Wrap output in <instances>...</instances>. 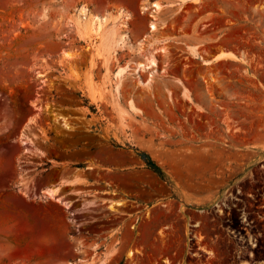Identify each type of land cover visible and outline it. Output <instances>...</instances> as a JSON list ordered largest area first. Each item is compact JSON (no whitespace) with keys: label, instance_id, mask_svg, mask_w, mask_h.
Listing matches in <instances>:
<instances>
[{"label":"rangeland","instance_id":"374dc122","mask_svg":"<svg viewBox=\"0 0 264 264\" xmlns=\"http://www.w3.org/2000/svg\"><path fill=\"white\" fill-rule=\"evenodd\" d=\"M111 1L0 0V264H264V0Z\"/></svg>","mask_w":264,"mask_h":264},{"label":"crops","instance_id":"0c3cea01","mask_svg":"<svg viewBox=\"0 0 264 264\" xmlns=\"http://www.w3.org/2000/svg\"><path fill=\"white\" fill-rule=\"evenodd\" d=\"M112 4L114 5V12H115V16L119 17L120 19L126 18L128 15H132L135 16L137 15V8H133L131 5H129L127 2H125L124 0H112L111 1ZM135 2L137 3L138 1L135 0ZM137 4H135L136 6ZM140 16V15H139ZM20 198V200L22 201V203L24 205H28V202H26V200L24 199V197L22 196H18ZM10 201H6L7 205H1L0 208H6L5 206L10 207Z\"/></svg>","mask_w":264,"mask_h":264},{"label":"bare ground","instance_id":"6f19581e","mask_svg":"<svg viewBox=\"0 0 264 264\" xmlns=\"http://www.w3.org/2000/svg\"><path fill=\"white\" fill-rule=\"evenodd\" d=\"M145 1H147V0H145ZM152 7H155V8H160L161 7V5L160 4H158V2H152ZM147 8V4H145V5H143V9H146ZM96 19L98 20H102L103 19V17L102 18H99L98 16H96ZM99 23V22H98ZM99 25H100V23H99ZM99 25L97 24V27L96 28H98L99 27ZM149 27L151 28V29H156V26H155V24H154V22L153 21H151L150 23H149ZM222 57H230V58H236V56L233 54V53H231V52H219L218 54H216L214 57H213V59H218V58H222ZM148 64H149V66H152V65H154L155 64V61H154V59L153 58H149V62H148ZM141 65H142V63H138V65H137V67H141ZM146 67H148V66H146Z\"/></svg>","mask_w":264,"mask_h":264}]
</instances>
